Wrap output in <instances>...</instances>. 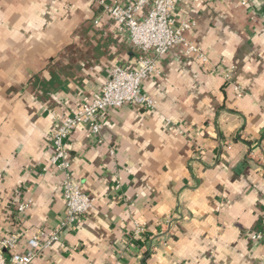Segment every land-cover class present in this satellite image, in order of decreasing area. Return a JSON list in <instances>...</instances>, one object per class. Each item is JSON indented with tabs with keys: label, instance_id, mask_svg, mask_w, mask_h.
Masks as SVG:
<instances>
[{
	"label": "crops",
	"instance_id": "crops-1",
	"mask_svg": "<svg viewBox=\"0 0 264 264\" xmlns=\"http://www.w3.org/2000/svg\"><path fill=\"white\" fill-rule=\"evenodd\" d=\"M100 1L0 0V237L19 236L7 257L65 217L56 118L141 54ZM174 18L195 22L186 38L210 64L173 47L142 84L154 110L109 109L99 135L71 134L74 183L96 203L33 264H256L264 253L252 238L264 234V0H180Z\"/></svg>",
	"mask_w": 264,
	"mask_h": 264
},
{
	"label": "built area",
	"instance_id": "built-area-1",
	"mask_svg": "<svg viewBox=\"0 0 264 264\" xmlns=\"http://www.w3.org/2000/svg\"><path fill=\"white\" fill-rule=\"evenodd\" d=\"M179 2L180 0H137L131 5H107L104 0L100 1L105 13L115 21L117 32L127 36L132 46L141 54L133 66H116L101 92L95 94L77 112L56 118L58 124L52 134L54 153L51 164L63 174L65 217L46 238H42L45 235L43 232L32 236L28 241L29 250L23 254L13 253L10 257L6 256L7 251L18 245L17 234L0 237V264H33L41 252L62 242L64 231L76 229L80 219L93 210L96 199L74 183L67 151V140L77 128L86 126L94 135H99L104 115L109 109L135 105L154 110L157 101L143 91L142 84L149 76L161 74L159 60L175 46L182 45L186 56L204 65L210 64L207 55L186 38V33L195 27V22L176 23L174 13ZM144 8L148 10L142 17L140 14ZM233 72L234 69H230L225 77L230 80ZM235 91L239 95L243 93L239 87H235ZM29 205L30 203L21 204L19 212H24ZM145 231L146 225H140L136 228L135 235H144ZM252 238L264 245V234L255 233ZM256 264H264V253Z\"/></svg>",
	"mask_w": 264,
	"mask_h": 264
}]
</instances>
